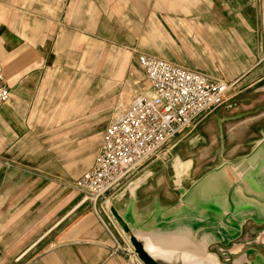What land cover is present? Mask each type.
<instances>
[{
    "label": "crops",
    "instance_id": "obj_1",
    "mask_svg": "<svg viewBox=\"0 0 264 264\" xmlns=\"http://www.w3.org/2000/svg\"><path fill=\"white\" fill-rule=\"evenodd\" d=\"M135 54L230 86L194 138L176 145L194 140L201 157L255 153L256 163L215 165L200 178L208 163H183L176 149L168 164L146 166L100 201L96 214L72 187L111 123L92 114L101 98L92 93L122 90L126 77L132 86ZM0 64L9 90L0 107V264H134L111 210L134 234L178 233L182 247L198 248L189 232L216 223L211 232L243 237L221 262L264 264V0H0ZM182 184L190 195L180 201Z\"/></svg>",
    "mask_w": 264,
    "mask_h": 264
},
{
    "label": "built area",
    "instance_id": "obj_2",
    "mask_svg": "<svg viewBox=\"0 0 264 264\" xmlns=\"http://www.w3.org/2000/svg\"><path fill=\"white\" fill-rule=\"evenodd\" d=\"M137 64L150 95L136 100L106 127L91 168L72 184L82 203L90 204L96 214L99 202H106L140 166L223 105L230 88L205 74L144 54H137ZM8 99L0 64V107ZM134 264L142 263L136 257Z\"/></svg>",
    "mask_w": 264,
    "mask_h": 264
},
{
    "label": "rangeland",
    "instance_id": "obj_3",
    "mask_svg": "<svg viewBox=\"0 0 264 264\" xmlns=\"http://www.w3.org/2000/svg\"><path fill=\"white\" fill-rule=\"evenodd\" d=\"M133 57L136 60L137 55L135 54ZM91 65H92V69L97 68L96 67L97 66V60H94V58H92ZM135 67L137 68V74L138 75H137V78L134 79V83L132 82L133 83L132 86L126 85V83H125L126 79H127V77H126L123 80L124 85H123L122 90H117V92H113V91H111L112 90L111 89L107 93H103V92L101 94L92 93L93 98H95V96H99V95L101 96L100 99L94 100V102H92L93 103L92 108H91L92 114L93 113L98 114L100 112L101 114L106 115L108 123L114 122L122 114V112L127 108V106L132 102V100H134L136 98L147 97L150 95V88H149V85L147 83V80H146L141 68L138 66V64L135 65ZM107 88H110V86H108ZM104 94H105V98H102V96H104ZM217 109H219V108H217ZM214 111H216V110H214ZM206 117H204L201 121H203ZM195 127L193 129L189 130L188 133L185 134L184 136L177 138V141L171 143L166 148L161 150L159 152L158 156L153 157L148 162H146L144 165L140 166L135 171V173L133 174V176L129 180H127L125 183L123 182L124 184L122 183V186L120 187V189L123 186H125L128 182H130L134 177H136L141 172V170H143L146 166H148L150 164H158V163L159 164H168L171 161L173 151L176 149L177 150L182 149L179 153L184 155L180 158V161H183V163L188 162V164H190V161H188V160H191L193 162L192 164H194V165H199L202 163H205V164L208 163L207 165H204V166H206L205 167L206 169H204V170H207V172H204L200 178H204L205 176L210 178L211 175L213 174L212 172H210V170H211L210 168L212 166H215V165H218V167H220V168H218V170H220V171H222L221 167H223V168L228 167L227 171H232L233 169H230L231 167L243 166V165L245 166L249 160L251 162H253V164L256 163L255 162L256 160H254L255 159L254 158L255 153L253 154V156H249V157L229 156V155L228 156H221V157H201V151H198V149H201L202 146L196 145V142L194 140L189 142V143H185L184 145L182 144L183 146L179 145L180 143L178 145H176L178 143L179 139H181L185 136L190 138V139H193ZM255 143L257 144L258 142H255ZM232 147H233V142H228V145L224 146V149H229ZM252 147H253V145H252ZM46 159L48 160V162H50V158L44 157V160H46ZM47 172H49V171H47ZM43 175H44V177H46L45 173ZM255 176L258 177V174H256ZM182 186L184 187V184H182ZM189 186H190L189 184L186 185V187L190 190ZM208 187H210V186L208 185ZM188 189H185V187H184V191L186 190L185 193L183 192V190L182 191L176 190V192H179V194L181 196L180 201H182V199L184 197H188L190 195L189 194L190 192H188ZM117 192H118V190H117ZM210 192H208V193H210ZM114 194H116V193H114ZM207 196L209 198L210 194H208ZM187 205H190V204L186 203V206ZM97 208H98V205H97ZM179 211L181 212L180 208H179ZM0 213H2V212H0ZM183 213L185 214L184 209H183ZM189 214H187V215L190 216L191 214L190 215ZM204 220H205V218H204ZM2 223H3L2 215L0 214V229L2 227ZM209 225H212V224H210L208 221L205 220L204 226H203L204 227L203 232H189L187 238L188 239L189 238L194 239L195 238L194 236L196 234L197 235L196 236L197 242H201L199 244L198 248L195 247L196 249L202 248V251H201V249H199V250L204 255L206 253V256L210 255V256L214 257L221 264H229V263L221 262V261L227 260V259H224L225 256L228 258V260H230L228 257V255H230V253L227 251V249L232 247L233 244L239 245V244L243 243V237L239 234V232H237V233L234 232L232 235L227 234V232H211L213 229L214 230L216 229V227H213L216 225V223H214L213 226H209ZM220 228H223V227L220 226ZM172 233L175 234L174 232H149V234H147V237H148V240L150 242H152L153 244H155L161 248H164V249H170L169 248L170 245L167 244L165 240H167V242H169L171 240L169 238L171 236H173ZM181 233L184 234V233H188V232H181ZM198 233H202V237H200L198 235ZM214 234H216L217 237L214 236ZM176 235H177V233H176ZM211 235H212V237H210ZM262 238L264 240V235H262ZM233 240H237V241L233 242ZM122 242H123L122 244H125V246H127L128 249L133 251L132 247L130 246V244L128 242L127 236H125V235L122 236ZM260 242H261V237H258L257 244H259L261 246L262 244ZM188 244H189L188 246L182 247V249L189 250V251L195 250V248L191 244V241ZM165 246H167V247L169 246V247L167 248ZM263 247H264V245H263ZM170 250H172V249H170ZM218 250H219L220 255H222V253H224V257H223V255L221 257L216 255V252H218ZM197 252H194V253H197ZM201 252H198L197 254H199Z\"/></svg>",
    "mask_w": 264,
    "mask_h": 264
},
{
    "label": "water",
    "instance_id": "obj_4",
    "mask_svg": "<svg viewBox=\"0 0 264 264\" xmlns=\"http://www.w3.org/2000/svg\"><path fill=\"white\" fill-rule=\"evenodd\" d=\"M135 185L136 184L129 185L127 191H129ZM111 214L122 229L123 233L128 236L129 244L132 247L135 256L142 264H207L204 255L195 254L194 252H191L189 250L182 249L181 244L177 249H172L170 247V249L172 250L164 249L153 244L148 240L147 235L140 236L131 232L128 226L123 222V220L114 210H111ZM152 246L157 250V252L161 250L163 259L157 258V253L153 254L149 252V249L153 248Z\"/></svg>",
    "mask_w": 264,
    "mask_h": 264
},
{
    "label": "bare ground",
    "instance_id": "obj_5",
    "mask_svg": "<svg viewBox=\"0 0 264 264\" xmlns=\"http://www.w3.org/2000/svg\"><path fill=\"white\" fill-rule=\"evenodd\" d=\"M205 217V216H204ZM178 234V233H177ZM181 238V237H180ZM179 238V236H171L169 239H171L169 242H167V240H165L166 241V243L167 244H169L170 245V247L172 248V249H177L178 247H179V245L182 243L181 242V240H183V238L182 239H180ZM151 246V245H150ZM153 247V246H152ZM169 247V246H168ZM169 247V248H170ZM149 252L150 253H153V254H156V257L157 258H162L163 259V256H162V253H161V250L159 251V252H157V250L153 247V248H150L149 249ZM205 260H206V263L207 264H215V262H217V260L214 258V257H212V256H210V255H208V256H205Z\"/></svg>",
    "mask_w": 264,
    "mask_h": 264
}]
</instances>
